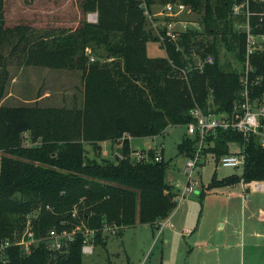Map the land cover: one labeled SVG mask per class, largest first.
<instances>
[{
  "label": "trees",
  "instance_id": "16d2710c",
  "mask_svg": "<svg viewBox=\"0 0 264 264\" xmlns=\"http://www.w3.org/2000/svg\"><path fill=\"white\" fill-rule=\"evenodd\" d=\"M156 1L174 0H79L83 13L97 12L95 21L83 17L74 27L39 28L6 24L0 0V264H84L85 229L93 230L94 244L105 246V225L118 235L136 223L156 226L176 205L172 185L164 180L167 162L154 160L152 148L132 162L130 137L186 124L193 107L230 113L245 89L250 99L264 96V46L246 53L248 33L264 36V1L248 0L246 16L233 13L234 4L244 0H177L200 13L203 31L189 28L170 37L159 29L162 40L146 28L145 10ZM236 21L246 22L248 31ZM149 40H158L165 56H147ZM221 48L241 70L220 60ZM10 64L78 70L81 105L2 104ZM118 139L121 158L86 155L85 143L98 154L101 142ZM196 142L185 134L177 153L193 155ZM230 142H238L244 154L240 173L213 175L200 199L215 187L264 182V145L257 135L219 127L207 135L202 152L217 160L229 152ZM27 226L35 238L29 252L17 243ZM75 226L64 249L50 246L49 229Z\"/></svg>",
  "mask_w": 264,
  "mask_h": 264
},
{
  "label": "rangeland",
  "instance_id": "374dc122",
  "mask_svg": "<svg viewBox=\"0 0 264 264\" xmlns=\"http://www.w3.org/2000/svg\"><path fill=\"white\" fill-rule=\"evenodd\" d=\"M78 1L4 0V19L9 25L21 22L39 28L74 27L79 19L84 17L88 20L91 14L96 20L97 12L87 10L83 13ZM245 11L247 9L239 8L234 14L246 15ZM146 15V28L154 34H158L159 29H165L168 22L173 28L190 27L203 31L200 13L192 9L188 11V7L176 16L174 12L169 15L164 10V3L156 1ZM234 25L249 29L243 21H236ZM256 38V46L263 47L264 36ZM146 55L165 56V50L158 40H149L146 42ZM192 59L198 63L194 54ZM220 60L241 70L233 54L222 48ZM8 69L2 104L81 105L82 82L78 70L21 64H10ZM26 134L24 132L22 136L27 143ZM185 134V124L170 125L153 136L130 137V147L144 153L149 148L162 151V157L167 162L164 180L180 190L187 180V171L184 170L187 158L177 153L176 145ZM84 149L88 157L98 161L115 155V151L110 153L109 144H104L98 154L91 144L85 143ZM228 150L239 151V143L230 142ZM240 171L241 167L224 166L216 163L214 157H206L191 171L195 180L194 191L186 194V198L175 205L168 217L161 219L156 226L147 223L127 226L119 235L105 229V246L94 244L89 234L87 243L91 245L92 252L83 254V263L105 264L108 260L112 264H124L129 260L135 264H264V191L245 193L240 183H236L212 188L202 199L198 195L213 175L220 179ZM78 228L75 226L71 231Z\"/></svg>",
  "mask_w": 264,
  "mask_h": 264
},
{
  "label": "built area",
  "instance_id": "2783aa9c",
  "mask_svg": "<svg viewBox=\"0 0 264 264\" xmlns=\"http://www.w3.org/2000/svg\"><path fill=\"white\" fill-rule=\"evenodd\" d=\"M247 1L244 0L243 2L234 4L233 6V13H237L239 8L243 7V5L246 6L245 9H247L246 16L248 15V8H247ZM264 1V0H261ZM236 5H239L240 7H236ZM188 7V11H191V8L179 1L175 2H166L164 3V10L167 12V14L171 15V13L174 12V15H178L180 12H183ZM145 13L147 14L148 11L145 10ZM261 13H264V8L262 9ZM89 21H95V18H93V15L88 16ZM165 34L169 35L170 37H174V34L176 32L185 31L186 29L183 28H173L172 23L168 22L165 24ZM190 27H188L189 29ZM248 31V29L246 30ZM159 40L163 39V35L158 32ZM262 36V35H261ZM255 39L253 35L247 34V44H246V53L252 52L255 47ZM258 40V39H257ZM213 60V57L211 55H207L205 58V61L211 62ZM248 66L246 64L245 72L247 70ZM241 80L243 83L246 82L245 76L241 75ZM189 114L192 118L189 122L185 124L186 128V134L188 136H196L197 142L196 147L193 152V155L186 156L187 160L184 164V170L187 171V180L182 186V188L179 190L178 188H175L172 186L173 189V196L172 200L175 202V204H180L185 198L186 194H190L194 191L195 186V180L191 176V171L197 166L200 165L201 161H204L206 157H214L213 154L210 152L203 153L202 150L206 146V137L209 133H213L216 128H223L228 129L231 128L233 130L241 132L244 136H247L249 134H254L258 136V141L261 145H264V96L260 99H250L247 95L246 89L243 92V98L239 100L238 102L234 103V107L230 113H214L212 111L206 110L199 107H193L190 109ZM117 142L119 143V146L121 145V139H118ZM115 155H117L119 158H121V154L117 151L115 152ZM132 156L135 159H141L144 157V152L141 150H135L132 152ZM162 155L160 151L155 150L153 159L158 161L162 159ZM215 160V158H214ZM216 163H219L224 166H234V167H242L244 163V154L241 150L237 152H231L220 155L217 160H215ZM255 187H260L259 183H255ZM181 187V186H179ZM177 204V205H178ZM75 210L72 212V215H75ZM79 227V226H76ZM109 230L110 232H113L115 228L109 225H105L104 230ZM74 231H67L66 229L61 230L60 232H57L54 228H51L48 230L47 238L48 241L50 240L49 244L51 247H63L64 240L65 239H71L72 234ZM93 230L91 229H85V242L82 245L81 251L83 254H90L92 252L91 245L87 243L88 238L87 236L90 234L92 235ZM187 232V231H186ZM35 241V238L33 237V233L31 229L27 226L24 230L23 234L21 235L20 239L17 240V243L22 244L24 246V250L26 252H29V245ZM4 244H8V242H5Z\"/></svg>",
  "mask_w": 264,
  "mask_h": 264
},
{
  "label": "crops",
  "instance_id": "0c3cea01",
  "mask_svg": "<svg viewBox=\"0 0 264 264\" xmlns=\"http://www.w3.org/2000/svg\"><path fill=\"white\" fill-rule=\"evenodd\" d=\"M112 143V142H111ZM109 141H104V142H101L100 144H99V146H100V150H99V153H100V151H101V148H102V146L104 145V144H109V146H110V153H111V150H112V153H113V151H115V152H117V148L119 147V143L117 142V141H114V145H112ZM114 147V148H113ZM115 148H116V150H115ZM161 152V155H162V151H160ZM238 183H240V185L242 186V189H243V191H245V193H246V191H251V192H253L254 191V193H257L258 191L259 192H262V191H264V182L263 181H261V180H253V181H250V182H247V183H244V182H238ZM255 183L257 184V183H259L260 184V187H255L254 185H255ZM236 184V183H235ZM235 184H232V185H235ZM227 186H231V185H227ZM204 187V186H203ZM214 189V188H213ZM208 192H210V190H207L206 192H205V194L206 193H208ZM246 195V194H245ZM242 196V195H241ZM243 198H245L244 196H243ZM158 223H160V221H158ZM208 246H211V245H208Z\"/></svg>",
  "mask_w": 264,
  "mask_h": 264
},
{
  "label": "water",
  "instance_id": "95a60500",
  "mask_svg": "<svg viewBox=\"0 0 264 264\" xmlns=\"http://www.w3.org/2000/svg\"><path fill=\"white\" fill-rule=\"evenodd\" d=\"M136 161V159L135 158H132V162H135ZM65 247H64V245H63V247H61V250L62 249H64Z\"/></svg>",
  "mask_w": 264,
  "mask_h": 264
}]
</instances>
